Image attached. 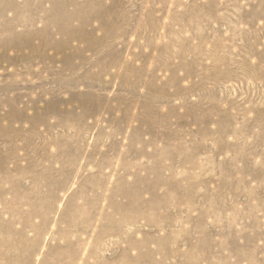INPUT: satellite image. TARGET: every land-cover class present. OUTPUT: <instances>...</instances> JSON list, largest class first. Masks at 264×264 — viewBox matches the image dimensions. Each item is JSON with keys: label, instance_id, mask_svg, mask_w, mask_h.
<instances>
[{"label": "rangeland", "instance_id": "374dc122", "mask_svg": "<svg viewBox=\"0 0 264 264\" xmlns=\"http://www.w3.org/2000/svg\"><path fill=\"white\" fill-rule=\"evenodd\" d=\"M95 1L0 0V264H264V0Z\"/></svg>", "mask_w": 264, "mask_h": 264}, {"label": "bare ground", "instance_id": "6f19581e", "mask_svg": "<svg viewBox=\"0 0 264 264\" xmlns=\"http://www.w3.org/2000/svg\"><path fill=\"white\" fill-rule=\"evenodd\" d=\"M72 1V0H71ZM95 0H92V2H94ZM59 2V1H58ZM96 2V1H95ZM56 3H57V0H56ZM97 3V2H96ZM69 4H71V3H69ZM57 6H56V8H57V10H56V13H57V15H56V17L53 19V25H55L56 26V28H57V32H58V34L59 35H61L62 36V38L64 37V39H62V42L61 43H59V45L57 46V48H68L69 46H70V43L74 40V39H76V38H78V39H80L82 36V34H83V28L88 24V20H89V18L90 17H92V14L91 13H88V14H86V15H84L83 14V11L81 12L80 10H77L76 9V7H75V10L73 11V12H64V13H62V12H60V11H58L59 10V8H60V6H58L59 4L57 3L56 4ZM73 5H74V3H73ZM106 10L107 9H105L104 8V10L103 11H100L99 12V14H101V15H106L107 13H108V10H107V12H106ZM99 14L97 15V16H99ZM74 21H79V28L77 29V30H75V29H73L72 28V25H73V22ZM3 31L5 32V33H12V31H13V28H11L10 29V27L7 25L6 27H4L3 28ZM44 32L45 33H47V34H49L50 33V31L49 30H47V31H45L44 30ZM89 32V31H88ZM22 34H25V32L24 33H21V34H19V35H16L14 38H13V40L11 41V40H9V41H7V42H5L4 43V47L5 48H8L9 46H17V48L18 47H21V44H24V43H27L26 45H27V47H28V45H30V40H29V37H33V33H29V35L26 37V36H24V38H26V40H21L20 41V38H21V36L20 35H22ZM89 34V35H88ZM84 35H88V36H92V33L91 32H89V33H84ZM23 37V36H22ZM103 38V37H102ZM49 39V38H48ZM51 39V38H50ZM100 39V40H99ZM99 39H95L94 38V40L97 42V43H101L102 42V40H101V38H99ZM33 40V39H32ZM93 41V40H92ZM11 43V44H10ZM19 44H20V46H19ZM89 44V43H88ZM44 45H45V48L46 47H48V46H51V42L49 41V43H47V42H45L44 43ZM97 45V44H96ZM91 47H92V45H91ZM3 49V48H2ZM29 49V48H28ZM34 51H36L35 49H33ZM38 50V49H37ZM31 52V51H30ZM39 52V51H38ZM32 53V52H31ZM75 55L76 54H78L79 52H76V50H75ZM102 53V52H101ZM75 57V56H74ZM4 58V57H3ZM65 58H66V56H65ZM82 58V57H81ZM68 59L69 58H66V64L68 63ZM65 60V59H64ZM83 61V60H82ZM218 61V60H217ZM216 61V62H217ZM97 62H99V61H97ZM219 62V61H218ZM65 63V62H64ZM101 63V62H100ZM246 63V62H245ZM102 64V63H101ZM105 64V63H104ZM104 64H102V65H104ZM68 66H69V68L71 69H73V66H71L70 65V63L69 64H67ZM107 66H108V64H106ZM105 67V66H104ZM67 68V67H66ZM103 68V67H102ZM101 68V69H102ZM63 72V71H62ZM101 72V71H100ZM60 74V73H59ZM58 74V75H59ZM63 74V73H62ZM89 74V73H88ZM74 75V74H73ZM93 75V74H92ZM63 76V75H62ZM94 76V75H93ZM84 77H87V76H84ZM83 78V77H82ZM95 78V77H94ZM92 79V78H91ZM99 79V78H98ZM63 80V79H62ZM67 80H68V78H67ZM84 80V79H83ZM87 80V79H86ZM88 80H89V78H88ZM93 80V79H92ZM65 81V80H64ZM70 81H71V79H70ZM67 82V81H66ZM72 82V81H71ZM74 82V81H73ZM60 83V82H59ZM74 83H76V82H74ZM87 99V98H86ZM88 100V99H87ZM83 116H84V114H83Z\"/></svg>", "mask_w": 264, "mask_h": 264}]
</instances>
